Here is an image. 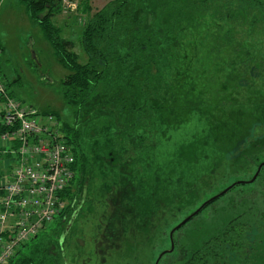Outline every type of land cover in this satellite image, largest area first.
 <instances>
[{
  "label": "snow or ice",
  "instance_id": "1",
  "mask_svg": "<svg viewBox=\"0 0 264 264\" xmlns=\"http://www.w3.org/2000/svg\"><path fill=\"white\" fill-rule=\"evenodd\" d=\"M52 2L63 15L52 17L50 22L68 29L63 35L69 42L66 55L73 61L79 56L85 66L91 60L92 63L102 62V67L113 69L117 62L126 66L129 61H133L140 64L142 70L150 68L149 75L154 79L176 86L184 95L194 99L193 105L177 109L178 113H183L180 120L192 130V135H195L196 127L203 122L202 117L211 115L210 109L201 111L205 101L204 107H214L216 104L223 107L231 102L236 106L235 109L229 105L225 111L239 113L247 108L251 114L249 124L238 127L246 129L240 133L242 137L246 136L242 152L253 145L261 149L252 156L251 165H255V170L247 177L252 185L251 191L255 194L250 199L258 203V208H254L247 218L243 213H238L236 218L221 216L207 233L203 229L194 232L191 228L180 231L192 218V213H189L187 218L178 222V226L164 230L161 235L168 237L167 246L159 252L145 253V264H159L166 257L167 264H196L194 257H203L200 264H252L257 258L264 264V179H261L264 173V104L258 108L250 107L253 104L252 96L264 99V0H201L204 5L201 16L186 19L179 25L172 23L174 17L170 8V4L174 5L176 0H121L123 8L131 14V27L126 16L123 26L118 24L112 34L105 37L108 41L105 46H95L97 55L94 58L90 56V51L85 50L88 44L86 37L71 22L81 15L85 7L91 8L92 4L96 6V14H110L113 0H91V3L89 0ZM257 2L259 11L245 10L252 9ZM3 3L4 0H0V5ZM212 5H216L218 11L223 13L215 21V27L220 30L215 36L216 43L201 39L199 31L208 20L203 12ZM161 6L169 9L163 16L157 11ZM44 11L49 12L51 9ZM120 14L124 15L123 12ZM29 16L26 13L24 20H16L8 28L0 24V66L5 63L4 57L9 49L21 60L34 49L38 50L37 59L43 58V62L39 72H26L31 82L29 86L42 84L41 78L46 76L51 81L48 87L53 89V93L49 95L41 88L38 94L42 99L37 103H56L63 109L66 105L62 96L58 95L56 82L69 78L68 67L63 63L65 53L62 49L57 52L46 38L41 43L36 42L39 33L33 30L34 25ZM43 19L48 20L49 17L44 15ZM57 31L60 34V28ZM141 36L146 38L141 40ZM131 37H135V40ZM149 44L152 46L149 47ZM198 76L203 79H197ZM145 83L150 84L151 81ZM133 86L143 87L144 84ZM120 88L117 92V96L121 97L119 102L114 98L104 109H97L99 118L93 121L96 125L93 134L103 132L108 135L110 132L111 139L120 140V146L132 162H135L140 144L143 143L144 148L163 166L171 158L166 143L171 129L159 128L156 123L158 117L154 113L149 114L150 118H145L142 113L133 117L127 111L131 105H126L123 100V85ZM100 103L105 102L101 100ZM257 111L261 114L258 132L255 121L251 119ZM104 117H107L106 121ZM89 118L92 119L91 116ZM116 120L118 124L114 123ZM144 158L147 159V156ZM257 181H260L258 188ZM125 204L128 208L135 206V202L130 200L125 201ZM235 224L240 226L236 228L233 226ZM133 228L134 222L130 216L124 215L123 210L119 214L112 212L93 219L87 228L88 239L82 240L83 264H122L120 252L123 251V245L136 236ZM152 255H155V260L151 258Z\"/></svg>",
  "mask_w": 264,
  "mask_h": 264
},
{
  "label": "trees",
  "instance_id": "2",
  "mask_svg": "<svg viewBox=\"0 0 264 264\" xmlns=\"http://www.w3.org/2000/svg\"><path fill=\"white\" fill-rule=\"evenodd\" d=\"M19 2L24 6L25 13L30 14V21L39 27L48 43L52 44L57 52L62 49L63 53H65L63 63L68 67L69 78L62 83V95L67 104L76 106L78 110L86 112L87 108L91 107L90 103L102 92H114L116 95L115 100L119 102L121 97L117 96V92L121 90L120 86L123 85V100L126 105H131V107L127 108V111L132 113L133 117L138 113H142L145 118H150L149 114L154 113L158 117L156 123L159 128L171 129V135L166 137L171 158L161 166L159 161L144 148L143 143L140 144L135 162H132L128 158V153L120 146V140L113 141L110 132L108 135L103 132L97 135L93 134L92 130L94 128L90 129L84 122L83 125L76 127L67 121H63V137L73 150L75 162L72 166L74 178L61 194L62 198L68 202V205L54 222L58 232L56 238L59 241L66 237L70 225L77 217L82 215L86 204L91 209L90 213L98 211V207L101 208L99 202L95 204L93 199L91 200L87 197L89 190L91 193L95 190H102V194L105 196L103 204L105 207L104 214L108 215L112 212L119 214L121 210L125 213L136 208V221L141 224V227L148 225L154 230L157 226L160 227L157 224L162 218L159 212L163 208L167 195L171 201L183 196L189 200L196 198L200 199L202 203L204 201L209 202L215 196L208 195V192L217 186H224L229 174L255 170V165H251V159L261 149L253 145L251 148L241 151L246 142V136L242 137L240 133L241 131H246V129H242L238 125L249 124L251 114L247 108H244L242 112L236 113L234 111H225V107L229 105L235 109L236 106L232 105L231 102L223 107L219 104L214 107L211 105L204 107L203 103H206L205 101L202 103L201 111H209L210 109L211 115L202 117L203 122L196 127L195 135H192V130L180 120V116L183 113H178L177 109L193 105L195 103L194 99L184 95L178 87L169 86L162 80L154 79L152 75H149L150 68L142 70L141 65L133 61H129L126 66L117 62L113 69L102 67V62L92 63L91 60L85 66L80 61L79 56L73 61L66 55L69 51V42L63 38L62 29L60 28L61 32L58 34L57 29L59 27L54 22H50L52 17L60 12L56 8L55 3L52 0H19ZM110 7V14H95V18L93 19V15L84 25L82 34L88 41L85 50L90 51V56L93 58L97 55L94 51L95 46L97 44L101 45V47L105 46L108 43L105 37L110 36L118 24L123 26L126 16L128 17L129 27H131V14L128 9L123 8L121 0L113 2ZM170 8L174 17L172 23L179 25L186 19L199 18L204 5L201 0H176L174 5L170 4ZM45 9H51V11L45 12ZM168 10V8H162V6L157 9L158 12L160 11L159 15L161 16ZM245 10L259 11V2L252 9L246 8ZM83 11L90 13L92 9L85 7ZM121 12L124 15H121ZM203 14L207 16L208 20L205 22V26L199 30L200 34H202L200 38L216 43L215 36L220 30L215 27V21L219 20L223 13L218 11L216 5H212ZM44 15H47L49 19H43ZM125 30L128 31L129 29ZM140 38L144 40L146 37L141 36ZM131 39L135 40V37H131ZM152 39L154 41V36ZM56 45H60V47H56ZM151 46L149 44V47ZM76 65H79V67H76ZM197 79H203V77L198 76ZM146 81H151V83L147 84L145 83ZM134 84H144V86L134 87ZM165 89L168 90L165 91ZM138 94H141L145 100L139 102ZM251 99L253 104L250 107L258 108L261 104H264V99L260 96H252ZM143 101H147L145 107H142ZM92 109L97 110V108ZM121 111L124 110L121 109ZM88 112V115L92 117L88 122L99 118L98 114L93 116L90 111ZM41 113L43 115H54L59 121L61 119L57 112ZM260 115V112L257 111L255 116L251 117L256 123L257 132L261 127L259 123ZM103 119L106 121L107 117ZM125 120L127 123V117H125ZM229 121L231 122L230 124ZM114 123L118 124L119 121L116 120ZM86 129H88L89 135L95 141L98 139L107 141V145H105L107 147L102 150L105 154L110 150L113 158H104L103 162L101 161V167H99V160L97 165H94L92 157L96 155L95 153L90 154L88 145L86 146L87 142L84 139L86 138ZM233 129H235V132ZM2 132H4V129L0 127V134ZM225 147L229 151L223 154ZM145 156H147V159L144 158ZM223 160L232 161L235 168H227V163H223ZM116 173L119 174L117 175ZM261 175L264 176V173ZM94 185L93 191L92 186ZM101 186H103L102 189L99 188ZM198 187L199 190H197ZM233 188L235 186L230 190ZM199 191L200 195H198ZM222 196L205 205L189 222ZM129 200L135 202L133 208L126 206L125 201ZM118 201L120 205H117ZM233 226L238 228L240 225L235 224ZM47 227L43 226L34 239L23 244L9 264H41L40 261L47 254H38L37 247L39 249L43 248L46 242L39 246H30V249L27 247L30 242L37 240L40 234L46 231ZM166 238L168 239V237ZM194 259L196 264H200V260L203 257L199 259L194 257ZM54 262L55 260H53L52 264H55ZM164 262V264H167V257ZM259 263H262L259 258L252 262V264ZM159 264H161V261Z\"/></svg>",
  "mask_w": 264,
  "mask_h": 264
},
{
  "label": "rangeland",
  "instance_id": "3",
  "mask_svg": "<svg viewBox=\"0 0 264 264\" xmlns=\"http://www.w3.org/2000/svg\"><path fill=\"white\" fill-rule=\"evenodd\" d=\"M115 1L117 0H113V2ZM91 9L92 11L90 13L83 11L80 16L71 22L73 27L79 29L80 33H83L84 25L89 18L96 14L95 4H92ZM25 14V8L19 0H4V3L0 5V24H3L5 28H8L16 20H24ZM62 15V12L55 14V16ZM31 24L34 25L33 30H38L39 33L36 37V42H43L44 37L39 27L32 22ZM55 25L62 29V36L67 33V27L58 25L57 23H55ZM29 43H31V41H29ZM37 51L38 50L34 49L29 53V55L25 56L23 60H21L18 59L17 54L12 49H9L8 54L4 57L5 63L0 66V68H2L1 76L8 91L25 109L32 108L39 112H57L61 118V126H63V121H67L72 126L78 127L83 125L84 122V124H86V126L90 129L95 128V123L93 122L94 120L88 122L91 120L89 118L90 116L88 115V111H90L93 116L97 115V110H93L92 108L104 109L107 104L116 97L115 93L102 92L96 96L92 103H90L91 107H88L86 112H84L78 110L76 106H71L65 102L62 95V83L64 80H57L56 87L59 89L58 95L62 96L63 102L66 105L65 108L61 109L56 103H49L46 105L37 103L42 99L41 95L38 94L41 88H44L49 95L53 93V89L48 87V85L51 84V81L46 76L41 78L42 84H33L29 86L31 82L29 77L26 75V72L29 70L39 72L43 62V58L37 59ZM80 61L82 62L81 58ZM9 62L11 63L10 67ZM101 100L105 103L101 104ZM138 100L140 102L145 100V98H143L141 94H138ZM146 104L147 101H143L142 107H145ZM113 107L115 108L116 105L114 104ZM85 133L86 138L84 139L87 142L86 146L88 145L89 153H95L96 155L92 157L94 165H97V161L99 160V167H101L100 164L101 161L103 162L104 158H113L110 154V150L107 154H105L102 150L107 147L105 146L107 145V141L99 139L95 141V139L91 138L89 135L88 129H86ZM228 151L229 149H226L225 147V150H223L222 153L226 154ZM3 161L4 160H0V170H2ZM223 163H227V168L229 169L235 168L232 161L223 160ZM11 165L13 166L14 164L11 163ZM249 175H251V172L247 171H239L237 174H229L224 182V186L221 185L215 187L208 192V195L211 194L213 197L215 196V198H218L217 196L220 197L223 192L228 191L213 205L208 206L200 215L181 228L180 231L184 232L186 229L191 228L194 232H199L203 229L204 232L207 233L210 231L212 224L221 216L236 218L238 213H243L245 218H247L249 213L252 212L254 208H258V203L250 199V197L255 194L251 191L252 185L247 179ZM261 179H264V176L261 175ZM241 182H246V184L243 185ZM259 182L260 181H257V188L259 187ZM234 186L235 188L230 190ZM94 188L95 185L92 186L93 191ZM99 188L102 189L103 186ZM197 190H199V187ZM198 195H200V191ZM87 197L91 200L93 199L95 204H98L99 202L102 209L98 207V211L90 213L91 209L89 208V205L86 204L83 208L82 215L77 217L70 225L66 237L61 241L56 238V236H58L57 226L53 222L47 227L46 231L40 234L37 240L28 244L27 248L30 249V246L35 247L46 242V245L43 248L39 249V247H37L38 254H47V256L44 255V259L40 261L41 264H43V262L44 264H52L53 260H55V264H83L81 257L84 255V243L82 240L86 241L88 239L87 228L89 223L95 218L106 215L104 214L105 207L103 205L105 196L102 194V190H95L93 193L89 190ZM204 203H206V201L202 203L200 199L195 198L193 200H189L185 199L183 196L171 201L167 195L166 200L163 203V208L159 212V215L162 218L157 222V224L160 225V227L157 226L154 230H152V228L148 225L141 227V224L136 221V208L129 212H125L124 215L130 216L131 221L134 222V228L132 230L136 232V236L131 238V242L123 245V251L120 252L122 264H145V261L147 260V255H145V253L151 254L152 252H159L162 248L167 246V238L161 235L164 230L171 229L174 225L178 226L179 221L187 218L189 213L193 214ZM117 205H120L119 201L117 202ZM116 251H118V249ZM151 258L153 260L156 259L155 255H152ZM51 259H53L52 262ZM164 263V260L161 261V264Z\"/></svg>",
  "mask_w": 264,
  "mask_h": 264
},
{
  "label": "built area",
  "instance_id": "4",
  "mask_svg": "<svg viewBox=\"0 0 264 264\" xmlns=\"http://www.w3.org/2000/svg\"><path fill=\"white\" fill-rule=\"evenodd\" d=\"M0 127V264H9L68 205L61 194L74 178L75 158L60 121L23 108L1 74Z\"/></svg>",
  "mask_w": 264,
  "mask_h": 264
},
{
  "label": "water",
  "instance_id": "5",
  "mask_svg": "<svg viewBox=\"0 0 264 264\" xmlns=\"http://www.w3.org/2000/svg\"><path fill=\"white\" fill-rule=\"evenodd\" d=\"M241 183H246V182H241ZM228 191V190H227ZM227 191H225V192H223L221 195H224ZM217 197H219V196H217ZM214 199H216L215 197L214 198H212L209 202H206L205 204H203L199 209H197L193 214H192V217L193 216H195L196 214H198L201 210H202V208L205 206V205H207L208 203H210L211 201H213ZM191 219V218H190ZM189 219V220H190Z\"/></svg>",
  "mask_w": 264,
  "mask_h": 264
}]
</instances>
